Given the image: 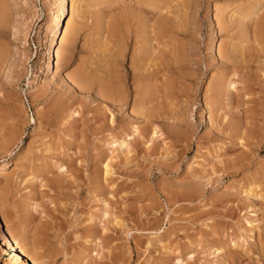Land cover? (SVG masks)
<instances>
[{
    "label": "rangeland",
    "instance_id": "374dc122",
    "mask_svg": "<svg viewBox=\"0 0 264 264\" xmlns=\"http://www.w3.org/2000/svg\"><path fill=\"white\" fill-rule=\"evenodd\" d=\"M4 1L0 238L40 264H264V0H139L160 9L148 23L171 26L155 28L152 53L133 2L64 0L81 30L63 61L60 35L49 60L36 52H47L57 1ZM231 45L237 56L221 65ZM132 48L149 57L116 113L94 83L108 63L118 78L130 69ZM80 67L94 77L87 92ZM144 93L145 108H132ZM12 254L0 240V264H17Z\"/></svg>",
    "mask_w": 264,
    "mask_h": 264
},
{
    "label": "bare ground",
    "instance_id": "6f19581e",
    "mask_svg": "<svg viewBox=\"0 0 264 264\" xmlns=\"http://www.w3.org/2000/svg\"><path fill=\"white\" fill-rule=\"evenodd\" d=\"M6 1V0H5ZM4 1V2H5ZM55 0H53V2H54ZM57 1V5H58V8L56 7V9L57 10H55L56 12H54L55 13V15H54V18H56V19H53V22H51V21H49V22H51V23H48L47 25H45L44 27H43V29L45 28V30H44V32H43V37L44 38H47V41H48V46H47V52H42L41 50H39V51H36L37 52V54H38V60H40V59H42L44 56V54H46L47 55V60H49V58H50V56H49V54H50V51H51V44H52V42H53V40H54V38H56V36H59L60 37V43H61V47H60V49H59V54H58V52H57V58L56 59H58L59 61L60 60H64V58H66L67 59V57L68 56H70V53H71V46L73 45L72 43H75V42H73L75 39H74V37L76 36V35H78L77 33H79V30H81L80 29V27L78 26V27H76V29L74 30L73 29V27H72V25H73V23H72V20L71 19H68L67 17H66V15L64 14L65 13V1L64 0H56ZM3 2V3H4ZM129 2H133V4H132V7L133 8H135V9H137V10H139V11H141V12H144V14H146V15H148V19H146L147 20V22H145V23H147V26H146V28H147V30H143L142 32H145V34H143L144 35V42H145V44H147V45H149V47H146V48H150V50H149V52L151 51V49L152 50H154L153 49V47H154V45H153V43L151 42V40H154L155 39V34H157L156 32L158 31V29H160V31L161 30H169V28L171 27H169V26H166V24L165 25H163L162 23H159L158 25H154V23H148V22H152V20H153V17L156 15V12L154 13L152 10H155V9H157V7L158 6H156V5H153V4H150V5H146V7L144 8L143 6H139V5H137V3H139V0H129ZM52 3V2H51ZM54 3H56V2H54ZM50 4V3H49ZM52 5V4H51ZM166 5V4H165ZM56 6V5H55ZM180 6V5H179ZM182 7H183V5H182ZM150 9V10H149ZM159 9V8H158ZM158 9L156 10L157 12H159L158 11ZM160 10V9H159ZM177 11V10H176ZM9 12V8H8V6L6 7L5 6V4H2V2H0V40H3V42L1 41V43H0V74H1V71H3L4 69H3V67L5 66V65H7L8 63H10L11 64V62H10V54L8 53V50H7V48H6V46H5V42H6V40H7V31H9V30H7V25H8V18H7V13ZM178 12H180V11H178ZM233 12V11H232ZM234 13V12H233ZM12 14V13H11ZM167 15V14H166ZM235 15V14H234ZM137 15H134V14H132V18H135V19H130L129 18V20L126 18V20H128V21H126L127 22V24L129 25V26H131V27H133V26H135V25H139L141 22H142V20H139V18L138 17H136ZM232 16V15H231ZM238 16V15H237ZM176 17V16H175ZM53 18V17H52ZM161 18V17H160ZM51 19V18H50ZM49 19V20H50ZM142 19V18H141ZM171 19V18H170ZM174 19V18H173ZM229 19V18H228ZM240 19H241V17H240ZM239 19V20H240ZM122 20H124V19H122ZM77 21V20H76ZM181 21V20H180ZM175 22V21H174ZM222 22V21H221ZM261 23H262V21H260ZM181 23V22H180ZM182 24V23H181ZM79 25H81V24H79ZM83 25V24H82ZM171 25V24H170ZM262 25V24H261ZM260 25V26H261ZM10 26V25H9ZM75 26V25H74ZM128 26V27H129ZM187 26V25H186ZM185 26V27H186ZM125 27V26H124ZM150 27H152V29H150V30H148ZM169 27V28H168ZM184 27V26H183ZM183 27H181V28H183ZM256 27V26H255ZM262 27V26H261ZM75 28V27H74ZM155 28L157 29V31L155 32ZM178 28H180V27H178ZM126 29V28H125ZM185 29V28H184ZM221 29H223V27L221 28ZM224 29L226 30V28H225V25H224ZM258 29V28H257ZM123 30V29H122ZM170 30H171V28H170ZM169 30V31H170ZM128 31V30H127ZM130 31V30H129ZM159 31V32H160ZM177 31V30H176ZM131 32V31H130ZM133 32V31H132ZM168 32V31H167ZM126 33V32H125ZM162 33V32H161ZM76 34V35H75ZM138 34V33H137ZM158 35V34H157ZM157 35H156V38H157ZM74 36V37H73ZM134 36V35H133ZM71 37H73V38H71ZM116 37V36H115ZM118 37V36H117ZM241 37V36H240ZM127 38V37H126ZM129 38V37H128ZM240 40H241V38H240ZM116 41V40H115ZM122 41V40H121ZM128 41V40H127ZM259 41V40H258ZM157 42V41H156ZM238 43V42H237ZM123 44V43H122ZM153 46H152V45ZM178 44V43H177ZM7 45V44H6ZM121 45V44H120ZM146 45V46H147ZM179 45V44H178ZM238 45H240V44H238ZM152 46V47H151ZM232 47H231V49L229 50V51H227L228 52V54H227V52H226V54H224V53H221L220 51L221 50H219V54H220V64L221 65H227L228 64V62H231V60L233 59V58H235L234 56L236 55L235 53H236V51L237 50H235V51H233L234 50V48L235 47H237V45H231ZM7 47H9V46H7ZM121 47V46H120ZM137 48H138V46H136ZM156 47V46H155ZM239 47V46H238ZM55 48V47H54ZM139 48H140V46H139ZM182 48V47H181ZM220 48V47H219ZM73 49V48H72ZM133 49V48H132ZM168 49H169V47H168ZM134 50V49H133ZM147 50V49H146ZM146 50H139V49H137L136 51L134 50V51H132V55H131V62L133 63L131 66H130V69H126V67H125V71H124V73L120 76V78H118V75L116 76V67H115V64L114 63H108L107 64V66H108V68H107V70L105 71H103L104 73H105V79L103 78V79H101V81H99L100 79H98V81L97 80H95L96 82L94 83V85L96 86V89L98 90V95L99 96H101V97H99L100 99L102 98V99H104L105 100V102H107V104L109 105L108 107L110 108V110L112 111V110H114L116 113H118V112H120V109H121V105H125V103L127 102V99H128V97L127 96H129V95H126L128 92V89L127 88H129L128 87V81L129 80H131L132 81V84H134V82L135 81H137L138 79H139V77L141 76V72H142V70H141V67H144V64L145 63H143V65L141 64V62L143 61V59H147V57H146V55L148 56V53H146ZM241 50V49H240ZM238 51V52H240V55H241V51ZM44 51V50H43ZM122 51V50H121ZM148 51V50H147ZM177 51H179L178 49H177ZM153 52V51H152ZM152 52H150V53H152ZM162 52V51H161ZM168 52V51H167ZM233 52H235V53H233ZM121 53H123V52H121ZM178 53V52H177ZM224 54V55H223ZM19 55V54H18ZM150 55V54H149ZM169 55H171V54H169ZM182 55V54H181ZM260 55V54H259ZM237 56V55H236ZM261 56V55H260ZM15 57V56H14ZM55 57V56H54ZM149 57V56H148ZM159 57V56H158ZM256 57V56H255ZM121 57H119V59H120ZM183 58V57H182ZM181 58V59H182ZM249 58V57H248ZM253 58V57H252ZM46 59V58H45ZM65 59V60H66ZM142 59V60H141ZM164 58H162V60H163ZM168 59V58H167ZM57 60V61H58ZM62 60V61H63ZM99 60V59H98ZM157 60V59H156ZM81 61H82V59H81ZM105 61V60H104ZM113 61V60H112ZM115 61V60H114ZM117 61V60H116ZM138 61V62H137ZM146 61V60H145ZM164 61V60H163ZM108 62V61H107ZM139 63V64H137V63ZM174 62V61H173ZM234 62V61H233ZM119 63V62H118ZM178 63V62H177ZM106 64V63H105ZM104 64V65H105ZM147 64V63H146ZM164 64V63H163ZM174 65H175V63H173ZM219 64V63H218ZM45 67H43L42 69H43V71L44 70H47V68H48V61H47V63L45 62ZM79 65V64H78ZM236 65V64H235ZM264 65V64H263ZM89 66V65H88ZM9 67V66H8ZM11 67V66H10ZM42 67V66H41ZM84 67V66H83ZM83 67H80V68H78V70H76V72H75V76L74 77H76L75 79L77 80H74V83L76 84V86L79 88V89H82V90H85V92H87L88 90H90L91 89V87H92V85H93V82H92V78H94L93 77V75L90 77V76H88V74L90 75V73H87V72H85V70H84V68ZM164 67V66H163ZM99 68V67H98ZM172 68V67H171ZM8 69L9 68H7V69H5V71H3V72H6V74H8L7 73V71H8ZM118 69V68H117ZM231 69V68H230ZM87 71V70H86ZM141 71V72H140ZM149 71V70H148ZM152 71V70H151ZM168 71V70H167ZM12 72V71H11ZM144 72H146V70H144ZM150 72V71H149ZM195 72V71H194ZM97 73V72H96ZM120 73V72H119ZM11 74V73H10ZM47 74V73H46ZM45 74V75H46ZM156 74V73H155ZM120 75V74H119ZM144 75V74H143ZM142 75V76H143ZM146 75V74H145ZM165 76V75H164ZM188 76V75H187ZM190 76H191V74H190ZM15 77V76H14ZM144 78V77H143ZM153 78V77H152ZM155 78V77H154ZM96 79V78H95ZM44 80H46V81H48V78L45 76L44 77ZM64 80V79H63ZM62 80V81H63ZM10 81V80H9ZM147 81V80H146ZM228 81V80H227ZM72 82V81H71ZM231 82H233V81H231ZM230 82V87H232L233 86V83H231ZM44 83V82H43ZM4 84V83H3ZM72 84H73V82H72ZM75 84H73V85H75ZM139 84H140V82H139ZM93 85V86H94ZM146 85V84H145ZM221 85H223V82H221L220 83V86ZM228 85H229V82H228ZM227 85V86H228ZM72 86V85H71ZM224 86V85H223ZM6 87V86H5ZM133 87V86H132ZM222 87V86H221ZM229 86H228V88H230ZM77 88V89H78ZM223 88V87H222ZM227 88V87H226ZM224 89V88H223ZM87 90V91H86ZM219 90V89H218ZM221 90V89H220ZM226 91V90H225ZM43 92V91H42ZM42 92L41 93H39V94H42ZM139 92V91H138ZM219 93V92H218ZM219 94H221V93H219ZM98 95H96V97L98 96ZM136 95V94H135ZM90 96V95H89ZM134 96V95H133ZM185 96V95H184ZM148 97H149V95L148 94H146V93H144L143 95L141 94L140 96L138 95L137 97H135L134 98V102H133V106H132V108H139V107H143L144 105H145V103L148 101ZM95 98V97H94ZM98 98V97H97ZM150 98V97H149ZM101 99V100H102ZM151 99V98H150ZM70 101V100H69ZM146 106V105H145ZM145 106L143 107V108H145ZM246 111V110H245ZM142 114V113H141ZM140 114V115H141ZM121 115V114H120ZM122 116V115H121ZM120 116V117H121ZM145 116V115H144ZM150 116H152V115H150ZM161 116V115H160ZM117 117V115L115 114V117H113V119H112V121H111V123L113 124V122L115 123V118ZM151 118H153V117H151ZM164 118V117H163ZM119 119V118H118ZM148 120L147 121H149L150 122V120H149V115H148V118H147ZM181 119V118H180ZM120 120V119H119ZM118 120V121H119ZM122 120V119H121ZM120 120V121H121ZM205 120H207V119H205ZM204 120V121H205ZM117 121V122H118ZM151 121H153V120H151ZM155 121V120H154ZM164 121V120H163ZM207 122V121H206ZM110 123V124H111ZM121 123V122H120ZM124 123V122H123ZM179 123H180V121H179ZM209 123V122H208ZM107 125H108V123H106ZM106 124L105 125H102V127H104V126H106ZM118 124V123H117ZM116 124V125H117ZM223 124V123H222ZM120 125V124H119ZM109 126V125H108ZM170 126H172V125H170ZM109 127H113V126H109ZM134 131L136 132V133H138L139 131H138V129H137V127L136 126H134ZM153 133H152V136H153V134H156V132L155 131H152ZM139 137V136H138ZM136 139V138H135ZM116 140V139H115ZM154 140V139H153ZM247 140V139H246ZM136 142H137V140H136ZM123 143H125L124 142V140H121V145L120 146H122V144ZM126 145V144H125ZM131 147V146H130ZM127 150V149H126ZM128 151V150H127ZM108 163V162H107ZM112 167V166H111ZM174 167V166H173ZM2 168H4L3 166H0V169H2ZM110 166L108 165V164H106L105 165V171H106V175L108 174V173H110ZM132 171V170H131ZM135 172V171H134ZM131 173V172H130ZM193 173V172H192ZM5 174V173H4ZM198 174V173H197ZM196 176V175H195ZM194 177V176H193ZM207 177V176H206ZM197 178V177H196ZM196 178H195V180H196ZM199 178V177H198ZM203 178V177H202ZM191 179H193L192 177H191ZM206 179V178H205ZM195 180H193V181H195ZM3 182V181H2ZM183 182V181H182ZM188 182V181H187ZM195 182H200V181H195ZM195 182H192L193 184H195ZM5 183H6V181H5ZM184 184V183H183ZM192 184V185H193ZM198 184V183H197ZM197 184H195V185H197ZM201 184V183H200ZM6 185V184H5ZM4 185V186H5ZM190 185V184H189ZM1 186V185H0ZM68 186V185H67ZM79 186V185H78ZM193 187V186H192ZM197 187V186H196ZM200 187V186H199ZM178 189V188H177ZM176 189V190H177ZM162 190V189H161ZM165 190H166V188H165ZM168 190V189H167ZM170 190V189H169ZM168 190V191H169ZM179 190V189H178ZM191 190H193V189H191ZM252 190V189H251ZM250 189L248 190L249 192L251 191ZM172 191V190H171ZM181 191V190H180ZM180 191H178V192H180ZM165 192V191H164ZM184 192V191H183ZM68 193V192H67ZM163 193V192H162ZM189 193V192H188ZM248 193V192H247ZM184 194V193H183ZM171 195V194H170ZM184 195H187L186 193L184 194ZM191 195V194H190ZM194 195H196V193L194 194ZM193 195V196H194ZM177 196V195H176ZM188 196V195H187ZM1 199V198H0ZM105 201V200H104ZM106 204V203H105ZM105 213H106V211H105ZM105 215V214H104ZM161 237H162V235H161ZM0 240H1V245L2 246H4L5 248H7V249H9L10 251H12L13 252V261L14 262H16L17 264H40V262L30 253V252H28V250L24 247V245H22L21 243H19V242H17L15 239H13L12 238V236H10V235H8V234H5V233H2L1 234V238H0Z\"/></svg>",
    "mask_w": 264,
    "mask_h": 264
}]
</instances>
